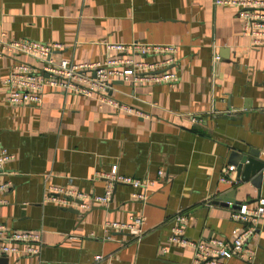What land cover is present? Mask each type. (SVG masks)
I'll return each instance as SVG.
<instances>
[{
	"label": "crops",
	"instance_id": "crops-1",
	"mask_svg": "<svg viewBox=\"0 0 264 264\" xmlns=\"http://www.w3.org/2000/svg\"><path fill=\"white\" fill-rule=\"evenodd\" d=\"M0 35L58 42L54 58L75 63L102 60L105 42L174 44L170 68L179 77L171 86L112 82L111 97L148 117L50 88L38 105H8L3 79L10 65L35 62L0 57V142L13 154L0 171V223L42 231L39 256L7 254V264L189 263L193 248L169 242L175 213L187 217L186 240L226 239L237 227L230 218L235 206L215 198L234 189L235 201L253 205L264 196V176L256 187L235 168L220 180L235 166L228 161L232 151L254 149L260 158L264 152V46H250L236 7L213 0H0ZM112 165L135 178L163 173L146 202L125 184L115 186L107 207L42 201L48 186L102 194ZM137 211L144 214L139 240L103 228L105 220L123 222ZM246 246L251 258L232 256L225 264H264V220Z\"/></svg>",
	"mask_w": 264,
	"mask_h": 264
},
{
	"label": "built area",
	"instance_id": "built-area-1",
	"mask_svg": "<svg viewBox=\"0 0 264 264\" xmlns=\"http://www.w3.org/2000/svg\"><path fill=\"white\" fill-rule=\"evenodd\" d=\"M213 4L236 7L242 22V33L249 38L250 46H264V0H213ZM104 44L106 53L102 60L75 63L69 59L54 58V52L62 47L58 42H40L29 38L6 39L0 35V57L6 53L24 55L35 62L31 64L17 59L10 65L8 74L3 79L7 91L6 103L18 106L38 105L43 91L50 88L93 98L99 108L109 107L114 112L148 117V114L141 110L111 97L109 92L112 82L120 80L131 85L175 84L179 77L176 69L170 67L176 64V46L138 40ZM218 61L219 56L214 54V68ZM12 158L13 154L0 142V171ZM261 159L264 161V152ZM234 171L235 166L226 167L220 180L228 181L227 173ZM162 173L160 170L156 179L135 178L120 174L117 166L112 165L110 170L103 174L106 185L102 194H87L71 186H48L42 201L59 206L75 205L81 210H88L93 205L107 207L115 186L125 184L138 189L132 192V197L146 202L151 187L161 178ZM261 174L264 176V165ZM230 218L237 224L231 238L189 241L182 236L187 217L184 213L177 212L172 216L175 225L169 242L193 248V258L185 264H225L232 256L249 259L252 250L246 246V242L256 236L257 225L259 221L264 220V196H259L253 205L243 202L232 208ZM143 222V212L137 211L129 213L127 220L123 222L105 220L103 228L108 232H125L132 239L139 240L144 234ZM41 248V230H8L0 223V255L39 256Z\"/></svg>",
	"mask_w": 264,
	"mask_h": 264
},
{
	"label": "water",
	"instance_id": "water-1",
	"mask_svg": "<svg viewBox=\"0 0 264 264\" xmlns=\"http://www.w3.org/2000/svg\"><path fill=\"white\" fill-rule=\"evenodd\" d=\"M219 61L215 64L217 69ZM230 163L235 164L237 177L242 180L252 177V182L256 187H259L262 180L261 169L264 165V161L259 157V152L254 149H250L246 153H240L232 151L228 160ZM235 190H228L218 195L213 202H220L223 205L232 203L237 207L240 203L234 200ZM234 208V207H233ZM0 264H7V256L0 255Z\"/></svg>",
	"mask_w": 264,
	"mask_h": 264
}]
</instances>
